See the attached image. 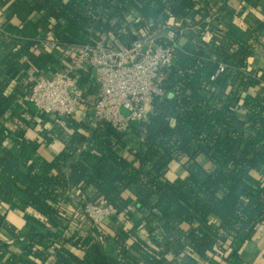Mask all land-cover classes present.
Returning a JSON list of instances; mask_svg holds the SVG:
<instances>
[{"label":"trees","instance_id":"16d2710c","mask_svg":"<svg viewBox=\"0 0 264 264\" xmlns=\"http://www.w3.org/2000/svg\"><path fill=\"white\" fill-rule=\"evenodd\" d=\"M25 1L32 16L15 34L0 30V204L23 212L29 232L0 212V229L25 247L1 263L12 243L0 238V264L52 255L53 264H258L246 250L264 229V68L249 60L264 50V0H241L252 8L242 7L241 21L231 0ZM170 30L174 63L157 79L165 95L125 132L102 119L38 113L24 100L29 72L61 68L58 53L73 44L130 47ZM70 75L90 106V70ZM34 129L47 132L34 139ZM53 140L63 148L47 158L41 148ZM172 163L185 174L172 178ZM101 199L113 214L97 230L86 216L66 223L60 215Z\"/></svg>","mask_w":264,"mask_h":264},{"label":"built area","instance_id":"2783aa9c","mask_svg":"<svg viewBox=\"0 0 264 264\" xmlns=\"http://www.w3.org/2000/svg\"><path fill=\"white\" fill-rule=\"evenodd\" d=\"M174 35L173 30L153 34L122 48L111 46L104 40L93 44H73L64 55L63 68L51 77L29 72L33 86L24 100L38 113L59 118L82 116L88 109L81 103L80 90L70 72L94 68L99 92L89 111L94 119L105 120L117 130L125 132L133 121L146 120L152 101L165 95L157 79L164 69L174 63ZM204 37L209 38L210 34L207 32ZM43 44L50 49L56 48L52 40ZM220 71H223V67ZM72 213L73 216L62 211L60 215L66 223L72 218L86 216L97 230V226L113 211L107 201L101 199L96 203L87 202L83 207L73 209Z\"/></svg>","mask_w":264,"mask_h":264},{"label":"crops","instance_id":"0c3cea01","mask_svg":"<svg viewBox=\"0 0 264 264\" xmlns=\"http://www.w3.org/2000/svg\"><path fill=\"white\" fill-rule=\"evenodd\" d=\"M1 1L2 0H0V5H1ZM231 4L237 10H241V13L239 15L240 21L245 16V12L242 11V7L244 6L243 9H252L247 4L242 5L241 0H231ZM32 11H33L32 7L25 0H19L16 3H13L11 6H9L8 8H5V9L0 6V30H2L8 34H15L18 31L21 24L32 16ZM1 49H2V44L0 42V52H1ZM55 52H57V51H55ZM58 55L60 57L59 62L63 65L64 60H65L64 56L61 57L60 53H58ZM249 63H250V65H253L256 68H264V50L259 49L256 52V54L249 60ZM62 68H63L62 66H61V68H57L56 66H53V63H51L48 66V70L46 71L45 74H46V76L51 77L57 70L62 69ZM86 69H89L91 72L90 79L92 81L93 87L96 90V92L93 93L92 95H90L86 100L87 102H89V105H91V100H92V102H94L96 97H97V94L99 92V87H98L96 80H95L96 71L94 70V68L89 67ZM84 107H85V109H88V111L86 113L84 112V114H82V116H87L89 119L93 118V116L91 115V112L89 111V108H87L88 106L87 107L84 106ZM46 132H47L46 130H41V132H40L37 129H34V130H29L28 134L30 137H32L34 139H39V137H38V136H40L39 134L44 135ZM62 148H63V143L61 141L53 140L51 142H45L42 145L41 151L45 157L53 158L57 153H59L62 150ZM128 157L133 164L138 165V161L135 157H133L131 155ZM171 167H172V171L170 173V176L172 178L173 177L175 178L177 176L185 174L184 169L181 166H179L178 164L172 163ZM66 209H67V212L68 211L72 212L74 209V206L73 205H67ZM0 212L3 213L4 215H6L7 219L23 234H26L27 232H29V228L26 226V222L24 219L23 212H21L20 210H18V211L13 210L11 207H9L7 205H1V204H0ZM89 229H91V228H89ZM84 230H86V229H84ZM89 231H93V230H89ZM66 234H68V231ZM0 238L12 243L11 250L6 253L4 258L1 260V263H3L5 261V259L9 256V254L13 251L17 255L25 253L24 244L20 240H17V241L14 240L12 238V236L7 231L0 229ZM64 246H65V248L70 250L72 253L77 254L80 257L83 256V252L80 251L79 249H77L76 247H74L72 245V243L65 242ZM107 248L109 249L110 247L107 246ZM247 248H248V250H246L247 255H249V259L251 258L250 259L251 263L255 261L258 264H264V256L262 254L263 250H264V229L262 231H260L258 233V235L255 237V239H253V241L248 244ZM52 254H53V252H52ZM26 258H28V260H31L32 264H42L40 259L33 258V257H26ZM53 261H54V255H52L50 260L48 262H46L45 264H53Z\"/></svg>","mask_w":264,"mask_h":264},{"label":"rangeland","instance_id":"374dc122","mask_svg":"<svg viewBox=\"0 0 264 264\" xmlns=\"http://www.w3.org/2000/svg\"><path fill=\"white\" fill-rule=\"evenodd\" d=\"M161 33H163V32H161ZM155 34H159V33H155ZM93 102H92V100H91V104H92ZM91 106V105H90ZM90 106H88V108L90 107ZM105 229L106 230H109V231H113L114 229L113 228H111L109 225H105Z\"/></svg>","mask_w":264,"mask_h":264},{"label":"water","instance_id":"95a60500","mask_svg":"<svg viewBox=\"0 0 264 264\" xmlns=\"http://www.w3.org/2000/svg\"><path fill=\"white\" fill-rule=\"evenodd\" d=\"M172 124H175V120L172 121Z\"/></svg>","mask_w":264,"mask_h":264}]
</instances>
